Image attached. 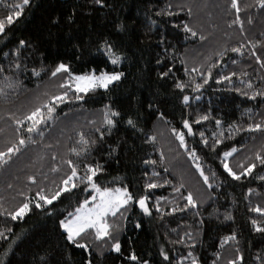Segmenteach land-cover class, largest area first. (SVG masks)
<instances>
[{
  "label": "trees",
  "instance_id": "trees-1",
  "mask_svg": "<svg viewBox=\"0 0 264 264\" xmlns=\"http://www.w3.org/2000/svg\"><path fill=\"white\" fill-rule=\"evenodd\" d=\"M20 3L0 0V19ZM238 3L237 14L231 0H105L103 5L95 0H31L6 25L0 33V150L18 144L20 137L26 143L7 162L0 161V264H42L45 257L50 264H86L87 258L93 264H139L130 259L133 252L149 264H189L181 261L189 252L199 264H229L237 256L243 257L237 264H264V232L252 224L257 220L264 228V215L253 210L264 207V164L257 158L264 156V130L247 127L264 123V96L252 98L264 91V7L257 0ZM237 15L242 27L233 23ZM185 23L195 36L185 31ZM21 39L29 46L17 58ZM104 39L123 54L119 65H112L101 49ZM237 47L241 52L232 51ZM61 61L77 74L96 69L122 71L124 76L108 89L81 93L82 100L57 104L52 118L37 126L42 135L28 133V121H15L62 91L63 75H51ZM17 62L21 69L13 67ZM161 72L168 74L161 77ZM181 82L183 89L176 87ZM106 106L120 113L111 131L103 123ZM205 115L207 120L199 119ZM129 116L135 128L126 123ZM173 128L184 132L187 150ZM97 129L104 132L102 138ZM81 133L88 145L81 143ZM216 139L221 143L212 147ZM233 147L236 151L226 158L233 171L240 174L255 164L239 180L222 164L223 153ZM193 148L199 156L195 163L209 176L211 188L188 155ZM97 163L103 171L93 177L96 183L127 187L137 198L148 196L150 214L130 202L123 218L119 213L107 218L114 226L112 239H97L90 229L79 241L89 248L82 249L66 239L59 220L93 192L82 177L86 165ZM73 166L76 187L52 205H30L31 211L16 219L7 214L37 199L39 189L54 193ZM148 183L157 186L147 188ZM188 192L197 201L195 208L184 207L182 196ZM232 233L235 239L222 244ZM115 240L120 253L111 248Z\"/></svg>",
  "mask_w": 264,
  "mask_h": 264
},
{
  "label": "snow or ice",
  "instance_id": "snow-or-ice-1",
  "mask_svg": "<svg viewBox=\"0 0 264 264\" xmlns=\"http://www.w3.org/2000/svg\"><path fill=\"white\" fill-rule=\"evenodd\" d=\"M105 0H95V3L103 5ZM259 5L261 7H264V0H257ZM31 0H21L20 4L13 5L14 11H12L10 14H6L3 19H0V33L5 32L6 25H12L15 18H18L22 15L24 8L28 5H30ZM231 6L235 9V12L238 14L241 9L238 3V0H231ZM189 15H191V9H188ZM69 20L72 19V17H68ZM153 23H155L153 21ZM233 23H239L241 27L243 26V21L240 20L239 15H237L236 20L233 21ZM118 28L121 30L123 29V25H117ZM185 31L190 32L193 36L196 35V32L187 24L185 23L183 25ZM205 37L201 36L200 39H204ZM20 47L16 49V56L19 58L20 56V50L23 47H28V41L21 39L19 40ZM101 49L103 50L104 54L107 56L108 60L112 65H119L122 62L123 54H117V51L114 49L113 43L110 42L108 39H104L101 43ZM100 50V49H98ZM233 52H241V48H233ZM219 55V53H218ZM259 59V57H256ZM13 67L16 69H21L22 65L20 63H14ZM27 70L26 68L24 69ZM0 71H3L2 68H0ZM170 71V70H169ZM194 72H198L199 70L194 68L192 69ZM33 74L39 75V72L36 69H32ZM57 74L63 75V81L59 85V88L62 89V91L59 92V94H53L51 95L48 100L39 106L35 107L29 114H26L23 117V120L17 119L15 123L17 125L23 124L24 121H28V133H32L36 131L39 135H42L41 132H39L37 126L41 123H46L47 120L52 118V113L56 111V105L63 103L67 100L74 99V100H82L83 97L80 95L81 93H88L89 91H95L96 89H108L110 84H114V82H118L121 80V78L124 76V73L122 71H107V70H100L97 71L96 69H90L88 72L84 73H73L70 69L69 64L61 61L59 62L55 69L51 72V75L53 77L57 76ZM167 72H161L160 76H166ZM201 75H203L201 73ZM210 75V72H209ZM224 79H227L224 77ZM207 83V80L204 81ZM249 87H251V82L249 81ZM177 88L183 89L185 87L184 83H178L176 84ZM195 87L197 89L201 88V84H196ZM3 89H0V92H2ZM239 91V89H237ZM71 92V97L69 96V93ZM244 95H247V93H244ZM264 96V91H258L254 92L252 94V98L255 99L256 96ZM183 101L187 103L189 101V97L187 95L183 96ZM151 107V105H150ZM250 111V110H247ZM120 113L118 111L112 110L107 108L103 113V123L107 125L108 131H111V128L116 124V120L114 117H119ZM200 120H207L208 117L201 116L199 117ZM198 122V121H197ZM126 123L135 128L136 123L132 119L131 116H129L126 120ZM220 122L217 121V124ZM184 127L188 130L189 133L192 132V128L188 122V120L183 121ZM230 129L234 127L233 125L229 126ZM236 130H242L238 125L235 126ZM249 130L256 129V130H264V123H254V124H248L247 125ZM98 132H100V137L102 138L104 135V132L97 129ZM172 132L176 134L177 138L179 139V142L181 146L185 147L187 150V144L185 142V134L183 131H178L177 129L173 128ZM222 134V133H221ZM201 137H204V133H200ZM216 134L213 133V136ZM28 139H31V136L28 137ZM152 140H155V137H151ZM26 143L24 137H20L17 143H12L11 146H7L4 150H0V161L7 162V159L11 158V154L20 151V147ZM35 143V141H33ZM81 143L83 145H88L90 143L89 140H87L83 134L81 133ZM91 143H95V141H91ZM204 143L207 144V140H204ZM221 141L219 139H216L212 145V147H215V145L220 144ZM72 151L76 152V149H72ZM81 151H86V149H81ZM236 151V148L233 147L229 151H225L223 153V157L225 159L222 160L223 168L225 171L234 179L239 180L241 178V175L243 173H250L252 169L255 167L254 163H249L246 167L243 168L242 173L238 174L237 172L233 171V169L229 166V163L227 161V157L231 156L232 153ZM77 155H79V152H77ZM188 155L192 157L193 162L199 160V156L196 155L195 148L188 150ZM257 158L260 160L261 164H264V156H260L257 154ZM68 164H72V161H67ZM151 163H155V161H151ZM195 166L197 170H199L200 175L203 177L204 183L207 184L209 188L212 187V184L209 183V176L205 175L204 170L202 166L199 163H195ZM103 168L102 166L97 163L96 165H86V171L84 176L82 177V180L87 181V187L91 188L93 192L90 194V196L83 200L82 203L78 207L74 209L73 212H69L67 216H65L63 219L59 220V227L64 230V233L66 234V239L73 244L77 245L78 247L82 249H88L89 245L87 243H80V239L83 238V235H86L88 230L94 229L95 230V237L97 239H100L102 237H108L109 239H112L111 231L114 230V226L112 224H109L108 222V216L109 214L112 217H116L117 213L120 214V216L123 218L124 212L127 211V207L130 205V202H135L139 205V207L143 210L144 213L150 214V208L147 204V200L149 199L148 196H139L134 197L133 193L128 190L127 187H102L100 184L96 183L93 177L97 175L98 172H102ZM155 175V173H154ZM212 175H215L213 173ZM77 177V170L76 167L73 166L71 169V175L67 176L65 179L61 181V185L57 186V190L52 193L51 195H48L44 192L43 189L37 190L35 193V196L37 199H29L25 202L21 203L18 208L15 209L13 212L7 213L8 215L12 216L13 219H16L17 217H23L26 212L31 211L30 205H34L36 208H43L44 205H52L54 201H56L62 193L70 191L72 188L76 187V184L73 182L74 178ZM29 180H32L35 182V177L29 176ZM166 183H170L169 181H165ZM157 186L154 183H148L146 184L147 188H153ZM183 185H181L182 187ZM174 191L179 192V187L174 188ZM252 189H249V192H251ZM23 195V193H21ZM183 199L186 200V203L184 205L185 208H188L189 206L195 208L197 205V201L194 199L192 192H188L186 197H183ZM91 201V203H90ZM157 210H159V201L154 205ZM257 213H261L264 215V207L256 206L253 209ZM173 211H176L175 208H173ZM231 218V217H227ZM252 224L256 226L258 231L264 232V228L260 227L257 220H252ZM136 227H140L139 223H137ZM185 235H188L187 233ZM79 238V239H78ZM235 239V233H232L229 236H226L223 238L221 243H226L230 240ZM182 242V241H178ZM111 248L117 252H121V244L119 240H115L111 244ZM164 260H168V253L161 250ZM217 255H219L217 253ZM90 256V254H89ZM130 259L133 261H139V264H149V261L144 259L140 260L137 255L133 252L130 255ZM187 259L189 261V264H199V261L197 257H195L191 252L188 253L187 257H181V261ZM242 256H237L236 259L229 262V264H237L238 260H242ZM42 264H50V261L45 257L42 259ZM86 264H93L91 258L86 259ZM215 264V262H213Z\"/></svg>",
  "mask_w": 264,
  "mask_h": 264
},
{
  "label": "rangeland",
  "instance_id": "rangeland-1",
  "mask_svg": "<svg viewBox=\"0 0 264 264\" xmlns=\"http://www.w3.org/2000/svg\"><path fill=\"white\" fill-rule=\"evenodd\" d=\"M110 85H111V84H110ZM110 85H109V86H110ZM90 203H91V201H90ZM109 215H110V214H109Z\"/></svg>",
  "mask_w": 264,
  "mask_h": 264
}]
</instances>
